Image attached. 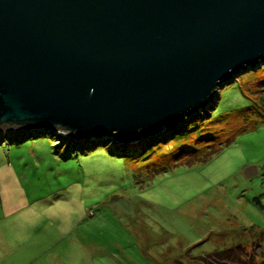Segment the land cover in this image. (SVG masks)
<instances>
[{"label":"rangeland","instance_id":"374dc122","mask_svg":"<svg viewBox=\"0 0 264 264\" xmlns=\"http://www.w3.org/2000/svg\"><path fill=\"white\" fill-rule=\"evenodd\" d=\"M215 90L155 130L164 136L153 144L143 141L153 133L94 144L51 129L14 131L8 142L3 130L0 154L35 193L27 214L39 230H22L19 244L32 254L23 264H199L231 248L261 264L264 209L252 199L264 206V59ZM116 143L136 154H116Z\"/></svg>","mask_w":264,"mask_h":264},{"label":"water","instance_id":"95a60500","mask_svg":"<svg viewBox=\"0 0 264 264\" xmlns=\"http://www.w3.org/2000/svg\"><path fill=\"white\" fill-rule=\"evenodd\" d=\"M262 59L264 0H0V129L129 141Z\"/></svg>","mask_w":264,"mask_h":264},{"label":"crops","instance_id":"0c3cea01","mask_svg":"<svg viewBox=\"0 0 264 264\" xmlns=\"http://www.w3.org/2000/svg\"><path fill=\"white\" fill-rule=\"evenodd\" d=\"M27 183L24 170H16L10 158L0 154V264H23L32 260L31 250H24L19 244L26 235L22 232L26 226L39 230L37 222L27 214L35 195L30 188L26 191Z\"/></svg>","mask_w":264,"mask_h":264},{"label":"trees","instance_id":"16d2710c","mask_svg":"<svg viewBox=\"0 0 264 264\" xmlns=\"http://www.w3.org/2000/svg\"><path fill=\"white\" fill-rule=\"evenodd\" d=\"M257 64V63H256ZM259 64H262L263 65V61L259 62ZM230 77H228L226 80H229ZM47 130V132H52L50 129H45V128H41V129H28V130H8L9 132V137L7 139L8 142H11L13 141L12 139V136L11 134L14 132V131H20V132H24V133H27V135H31V132H37V133H40L41 131H45ZM3 130L0 129V133H3L2 132ZM159 135L162 133L158 132ZM1 135V134H0ZM164 135H160L158 136V134H151L149 135L148 137H146L145 139H143V141H147V143H150V144H153L154 142H158L157 140L161 137H163ZM67 139V138H66ZM90 142L94 139V141H92V143L96 144H101L104 140L106 141V137L104 136H99V137H91V138H87ZM2 139H0V142H1ZM78 142L80 141V139H76ZM160 142V141H159ZM117 147H122V149L124 150L123 152L122 151H119L120 149L117 148V150L115 151L116 154H119V155H123L126 153L128 154H131L134 156V153L136 152L135 150L136 149H125L126 147L128 146H124V144H119V143H116ZM136 148V147H135ZM219 148H221V146L219 145ZM220 150V149H219ZM140 152V151H139ZM136 154V153H135ZM140 154V153H139ZM262 195V194H261ZM253 203L256 204L257 206H259V208H262L264 209V206L259 204V200H258V196H254L253 199H252ZM235 249L231 248V249H227V250H217V251H213V252H210V253H206L205 255L203 256H200L198 257V261H199V264H223L224 263V260H230V262L228 264H235L237 261H239L241 264H256L252 257H248V261L247 260H244L243 258L244 257H240V256H235L233 254ZM239 250V249H237ZM242 254V253H241ZM263 262L261 264L264 263V258L262 259ZM223 262V263H222ZM239 264V263H237Z\"/></svg>","mask_w":264,"mask_h":264},{"label":"bare ground","instance_id":"6f19581e","mask_svg":"<svg viewBox=\"0 0 264 264\" xmlns=\"http://www.w3.org/2000/svg\"><path fill=\"white\" fill-rule=\"evenodd\" d=\"M173 126V125H172ZM172 126H169V127H167V128H170V127H172ZM153 134H154V132H152ZM151 135V134H150Z\"/></svg>","mask_w":264,"mask_h":264}]
</instances>
